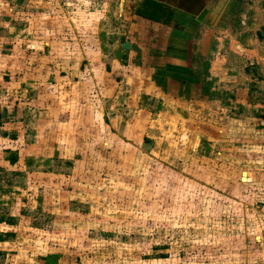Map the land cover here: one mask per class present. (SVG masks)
<instances>
[{
	"label": "rangeland",
	"instance_id": "374dc122",
	"mask_svg": "<svg viewBox=\"0 0 264 264\" xmlns=\"http://www.w3.org/2000/svg\"><path fill=\"white\" fill-rule=\"evenodd\" d=\"M123 2L0 0V264H264V109L122 57Z\"/></svg>",
	"mask_w": 264,
	"mask_h": 264
},
{
	"label": "crops",
	"instance_id": "0c3cea01",
	"mask_svg": "<svg viewBox=\"0 0 264 264\" xmlns=\"http://www.w3.org/2000/svg\"><path fill=\"white\" fill-rule=\"evenodd\" d=\"M142 1L123 2V12L131 13L125 28H130L132 34L136 32L135 37L123 38L122 57L127 60L136 51L139 58L152 63L149 71L154 78H186L193 90L196 79H204L203 86H208V93L216 89L219 93L223 90L232 94L234 102H229L233 106L258 105L264 109L261 100H255L256 94L264 97V0H204L196 14L171 5L167 24L136 15L135 9ZM30 38L21 41L24 47H33L36 36ZM125 40L129 44L127 48L122 47ZM10 41L5 50L16 43L14 39ZM48 43L42 40L41 46L46 47ZM21 53L29 59L34 52ZM8 54L5 51L3 56ZM35 55L40 56L38 52ZM208 80L214 83V88ZM199 90L198 93H205L203 87ZM261 211L257 213L256 246L264 256V213Z\"/></svg>",
	"mask_w": 264,
	"mask_h": 264
},
{
	"label": "trees",
	"instance_id": "16d2710c",
	"mask_svg": "<svg viewBox=\"0 0 264 264\" xmlns=\"http://www.w3.org/2000/svg\"><path fill=\"white\" fill-rule=\"evenodd\" d=\"M203 2L204 0H143L136 7L135 14L167 24L171 15V5L196 14L203 6Z\"/></svg>",
	"mask_w": 264,
	"mask_h": 264
},
{
	"label": "water",
	"instance_id": "95a60500",
	"mask_svg": "<svg viewBox=\"0 0 264 264\" xmlns=\"http://www.w3.org/2000/svg\"><path fill=\"white\" fill-rule=\"evenodd\" d=\"M122 47L123 48H127L128 47V41L127 40H125L123 42ZM151 145H152V142H141L140 143V148L143 149V150H147V149H149L151 147ZM243 173L244 172L241 173V179H242V174Z\"/></svg>",
	"mask_w": 264,
	"mask_h": 264
},
{
	"label": "bare ground",
	"instance_id": "6f19581e",
	"mask_svg": "<svg viewBox=\"0 0 264 264\" xmlns=\"http://www.w3.org/2000/svg\"><path fill=\"white\" fill-rule=\"evenodd\" d=\"M244 174H246V172H244V173L242 174V176H243Z\"/></svg>",
	"mask_w": 264,
	"mask_h": 264
}]
</instances>
